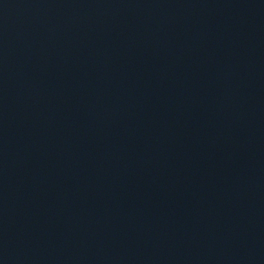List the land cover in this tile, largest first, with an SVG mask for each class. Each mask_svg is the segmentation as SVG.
<instances>
[{"label": "water", "instance_id": "water-1", "mask_svg": "<svg viewBox=\"0 0 264 264\" xmlns=\"http://www.w3.org/2000/svg\"><path fill=\"white\" fill-rule=\"evenodd\" d=\"M0 264H264V0H0Z\"/></svg>", "mask_w": 264, "mask_h": 264}]
</instances>
